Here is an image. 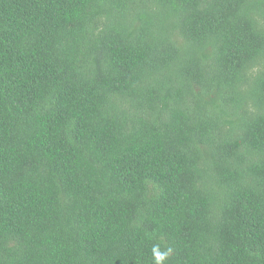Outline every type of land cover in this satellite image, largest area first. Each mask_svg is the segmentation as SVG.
<instances>
[{"label":"trees","instance_id":"obj_1","mask_svg":"<svg viewBox=\"0 0 264 264\" xmlns=\"http://www.w3.org/2000/svg\"><path fill=\"white\" fill-rule=\"evenodd\" d=\"M264 264V0H0V264Z\"/></svg>","mask_w":264,"mask_h":264},{"label":"clouds","instance_id":"obj_2","mask_svg":"<svg viewBox=\"0 0 264 264\" xmlns=\"http://www.w3.org/2000/svg\"><path fill=\"white\" fill-rule=\"evenodd\" d=\"M164 259L163 256H160L159 254H157V264H160V261H162Z\"/></svg>","mask_w":264,"mask_h":264}]
</instances>
